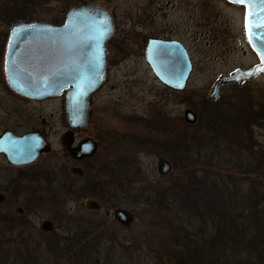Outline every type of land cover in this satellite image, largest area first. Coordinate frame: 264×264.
Masks as SVG:
<instances>
[{
	"label": "rangeland",
	"instance_id": "374dc122",
	"mask_svg": "<svg viewBox=\"0 0 264 264\" xmlns=\"http://www.w3.org/2000/svg\"><path fill=\"white\" fill-rule=\"evenodd\" d=\"M14 2L17 7L9 4L4 8L0 5L1 84L4 82L2 53L11 25L34 21L60 26L64 22L67 10L84 5L101 8L111 17L114 34L106 42L109 56L106 59L105 81L91 97L93 122L80 137L88 132L98 139L101 147L103 144L108 149L105 157L102 158V155L98 157V165L102 167V171L107 170L106 163H110L109 169L115 170L116 165L113 161L117 160L120 147L126 152L125 158L131 169L142 177L149 178L153 190L164 193L171 186L186 193L185 202L180 209L177 208L179 212L167 206L168 197L164 195L158 206L151 208V213L141 219H151L152 247L163 243L169 249L171 248L169 240L172 241L173 236L167 234V227L172 225V220L181 218L183 221L181 224L188 227L187 246L194 249V254L197 255L187 253L183 260H171L167 258L168 255L163 254L160 257V252L156 249L154 250L156 256L151 260L140 259L138 264H182V261L196 264L195 260H200L199 264H210L204 258L213 255L215 259L218 256L224 258L226 255L242 259L241 261L245 259V264L259 263L252 254L259 257L261 255L264 260V121L258 122L261 116L264 117V76L246 82L242 88L230 85L235 88L222 89L218 102L215 101L214 104L211 102L210 105L201 108L210 94L212 85L219 77L228 76L236 69H250L258 62L245 40L241 9L229 6L223 0H14ZM151 37L178 40L186 49L192 64V72L183 91L175 92L162 86L145 63L144 46L146 40ZM1 84L0 110L10 105L13 112L17 109L24 110L22 120L28 124L33 126L39 124L41 127L45 125V132L52 143L54 159L58 162L59 156L55 152L60 151L58 139L65 130L62 126L65 123L62 100L29 103L13 97V94L8 97ZM246 93L252 95V105L257 104V110H253V124L257 125L256 128L247 126L248 110L244 111L245 124L241 122L236 127H229L218 120L216 123H210V126L206 124V112L218 108H221L220 111H226V105H231L235 101L238 103L243 97L246 100L248 98ZM186 109L197 114L195 126H185L182 115ZM150 115L151 150L141 144L137 145L134 139L141 137L139 134L144 135L141 125H138L139 119H148ZM18 117L17 115L13 117L12 122L20 123L22 128L24 123L21 124ZM133 118H136L134 122ZM163 126L168 127L169 136L163 131L153 130ZM122 134L126 135V138L129 134L134 139L135 146L133 147L131 141H122L125 137H121ZM175 135L182 137L181 143L186 153L182 154L181 161L174 159L177 169L171 175L161 177L157 173L156 161L159 157L168 155L164 141L173 139ZM167 136L169 138L164 140ZM3 166L0 163V180L4 178ZM39 197L44 200L50 198V195L42 193ZM16 202L18 205L14 206L12 215L15 219V209L24 208L23 218L17 220L23 228L14 232L6 231L0 238L2 247L8 251L9 257H15L11 264L14 262V264L63 262L77 264L78 258L68 252V245L63 242L68 230L66 223L68 212L70 213L69 205L63 201L64 207L58 212L55 205L49 206L44 202L39 204L38 197H33L29 192ZM213 214L224 219L223 225H231L236 232L245 230L248 243L240 245L234 241L232 244L233 242L227 239L230 238L227 234L220 235V240L228 242L229 246L223 245L218 238L215 242L217 235L213 236V229L216 225L209 219ZM172 216H175V219L169 222ZM51 218L55 219L54 231L50 234L43 233L40 229L42 221ZM173 224L176 226V222ZM205 243L208 245L203 256L201 248L203 251ZM220 246L226 250L221 251ZM107 247L109 250L110 245ZM230 248L233 249L231 253ZM237 248L240 250L239 253ZM124 259L108 258L106 262L104 260L101 262L132 264L130 259L125 257ZM248 259L250 262H247Z\"/></svg>",
	"mask_w": 264,
	"mask_h": 264
},
{
	"label": "flooded vegetation",
	"instance_id": "af4514ba",
	"mask_svg": "<svg viewBox=\"0 0 264 264\" xmlns=\"http://www.w3.org/2000/svg\"><path fill=\"white\" fill-rule=\"evenodd\" d=\"M241 21L243 22L242 12ZM12 32L13 31H8L2 53V74L4 82L0 84L4 88V91L8 93V97L13 94V97L29 103L30 101L33 103H40L46 100L51 101V99H61L63 102V119L65 122L62 126L65 127V130L58 139L60 151L55 152V154L59 156V158L56 156L58 159L57 162V160L54 159L55 155L52 153V143L49 141L48 135L45 132V125L41 127L39 124H35V126H33L23 121L22 112H24V110L17 109L13 112L12 109H10L9 103V107L0 110V163L4 165L2 169L3 172H5L4 178L0 180V196L2 198L0 202V222L4 221L5 224L9 223L7 224V226H9L8 232L13 227H15L16 230L23 228L22 224H19L17 220L23 218L25 214L24 208L17 207L15 209V219L13 218L12 211L14 206L16 207L18 205L16 202L17 199L29 192L32 193L33 197H38L39 204L44 202L49 206L55 205L58 212L64 207L63 201L69 205L70 213L68 212V223H66L68 230L67 234L63 237V242L67 243V250L71 255L78 259L87 260L89 264H103L101 261L104 260V262H106L108 258L125 260L124 257L130 259L132 264H138V260L140 259L151 260L153 256H156L154 252L156 249L160 252V257L164 254L168 255L167 258L171 260L186 258V249L189 248L192 250V248L187 246L186 239L188 236V227L186 228L187 225L181 224L183 223L181 218L172 220L175 219V216L170 217L169 222L171 220L173 223L176 222V226H173L174 224L172 223L169 228L167 227V234H169L170 237L173 236L172 241L169 240L171 244V248L169 249L163 243L156 247H152L151 232H153V230L151 227L153 226H151V219H141L146 218V215L151 213V208L158 206L159 202L163 200L164 195L168 197L169 204H167V206L170 207V209L173 207L174 210L178 211L177 208L180 209L183 202H185L186 193L171 186L168 187L167 192L164 193L156 192L155 189L153 190V187L151 188V180H148L149 178H144L141 174L131 169V166L127 163V158H125L127 157L125 155L126 152H123L120 147H118V158L116 161H113L116 165L115 170L109 169L110 163H106L108 166L107 170L105 169L106 171H102V167L98 165V157L100 158V155H102V158L105 157L108 153V149L105 148L103 144L101 147L98 139L91 136L88 132H85L84 136L80 137V134L87 129V126H91L93 122L91 120L93 112L91 108V97L100 89L105 78L95 91L86 98L81 120L72 122L69 120L66 111L67 99L74 92V87L72 85L63 88L56 96H47L40 100L30 99L13 90L6 73V58ZM151 40L177 42L183 46L180 41L173 39L166 40L151 37ZM104 53V72L106 74V59L107 56H109L106 44ZM260 76H264V74L258 77ZM228 87L233 86L227 85L219 89V97L216 102L221 99L220 91ZM246 94L248 96L246 99V106L249 112L247 126H254L256 128L257 125L253 124V110H257V104L255 103L252 105V95L250 93ZM216 102L211 103L206 99L201 108ZM186 110L195 114L197 123V114L190 109ZM13 113L19 116L18 120L21 124L24 123L22 128L20 127V123L13 124L12 119L16 116ZM135 119L136 118H133L132 122H134ZM182 119L186 127L196 125V123L193 125L187 124L183 115ZM139 121L138 125H141L144 135L139 134L141 137H136L134 139H136L137 145L141 144L151 150V115L148 119H139ZM263 121L264 117L261 116L258 122L262 123ZM128 128H130V126ZM167 128L168 127L163 126L160 129L155 128L153 130L163 131L165 135L169 136L170 134L167 133ZM67 135L71 141L68 149L63 146V139ZM27 136H30L34 141L39 143H45L48 152L41 153L31 164H11L8 157L11 158L12 154L19 153L20 140ZM122 136L125 137H123V140L119 138L120 140H128L127 142L131 141L133 147L135 146L133 143L135 141L129 134H127V138L126 135L122 134L121 137ZM168 136L164 140L168 139ZM87 141L94 145V152L89 156H81L79 153L82 150V143ZM164 142V147L168 155L159 157L158 159H164L169 163L170 172L166 175H160L157 171L158 175L161 177L171 175L172 172L177 169L175 160L181 161L182 154L186 153V149L181 143V136L175 135L173 139L169 138ZM119 143L121 142L119 141ZM69 151L73 152L77 158L72 156ZM75 151L77 153H75ZM170 155L175 157L172 158ZM42 193L50 195V198L42 200L41 197H39ZM87 202L91 203V207L88 209L85 207ZM184 206H186V203H184ZM118 213H120V216ZM65 218L67 221V216H65ZM45 222L49 225L50 230L48 232L43 231L41 227ZM54 223L55 219L53 218H51V220L42 221L40 225L41 231L46 234L52 233L54 231ZM177 223L179 224L177 225ZM216 241L217 237L215 242ZM215 242L213 241V246ZM107 245H110L109 250ZM207 245V243L204 244L203 251L201 248L202 255L205 249H207ZM165 251H167V253ZM117 264H120V262ZM124 264H129V262H125Z\"/></svg>",
	"mask_w": 264,
	"mask_h": 264
},
{
	"label": "water",
	"instance_id": "95a60500",
	"mask_svg": "<svg viewBox=\"0 0 264 264\" xmlns=\"http://www.w3.org/2000/svg\"><path fill=\"white\" fill-rule=\"evenodd\" d=\"M225 1L241 6L231 0ZM259 10V7L253 8L254 12ZM245 12L244 8V14ZM252 22H256L255 16ZM9 31L13 33L6 71L11 86L25 96L42 99L46 96H56L63 88L72 85L74 92L66 103L67 115L72 122L81 120L86 98L95 91L105 75L104 44L113 36L109 14L84 5L67 10L64 24L61 26L42 22H20L11 25ZM253 31L259 34L264 32V29ZM245 36L260 64L250 70L237 69L231 75L221 76L210 91L207 101L215 102L219 97V89L223 86L241 87L258 74L264 73V62L258 55V51H264V39H257L254 35L253 43L250 44L246 31ZM145 60L162 85L178 92L184 90L192 66L188 53L181 44L149 38L145 42ZM183 118L187 124L196 123L195 114L189 110L184 111ZM70 142L67 135L63 139V146L68 149ZM47 152L45 143H39L27 136L20 140L19 153L8 158L13 165H27L34 162L41 153ZM93 152L92 143H82L79 153L81 156H89ZM69 153L77 158L73 152ZM157 171L160 175L168 174L169 163L158 159ZM85 207L90 208L91 203L87 202ZM118 215L120 216V213ZM41 227L45 232L50 230L47 222Z\"/></svg>",
	"mask_w": 264,
	"mask_h": 264
},
{
	"label": "trees",
	"instance_id": "16d2710c",
	"mask_svg": "<svg viewBox=\"0 0 264 264\" xmlns=\"http://www.w3.org/2000/svg\"><path fill=\"white\" fill-rule=\"evenodd\" d=\"M9 4H13L14 7H17L18 5H16V3L14 2V0H0V5L3 6L4 8L6 6H8ZM20 17V13L18 14ZM24 18V17H22ZM226 111H223L218 108V110H213V111H208L205 113V119H206V124L210 126V123L212 124L213 122L216 123V120L222 121L223 123L227 124L229 127H236L237 125H239L241 122H243L244 124L246 123V113L244 112L245 110L247 111V107H246V100L245 97H243L242 99H239L238 103H236V101L231 104V105H226ZM221 122V123H222ZM212 218L211 219L214 222V225H216V228L214 227L213 229V236L217 235V238L219 241L220 240V235L223 236L224 234H227V238L228 240L231 241L232 244H234V241L238 242L240 245H246L248 242L247 240V233L246 231H240V232H236L235 228H231V225H223L225 220L220 218L218 215H211ZM208 219V220H209ZM9 223H6L4 221L0 222V238H2L5 235V232L8 230L7 226L5 227V225H7ZM3 226V228H1ZM9 227V226H8ZM16 231V228L13 227L11 228L10 232H14ZM17 235H19L17 233ZM233 240V241H232ZM223 245L229 246V243L225 241H221ZM2 242H0V264H11L12 260L15 257H9L10 255L8 254V251L5 250L3 247ZM245 247V246H244ZM221 251H224L226 249H224L222 246H220ZM235 248V247H234ZM232 248L229 249V252H232ZM187 253L189 255H196L194 254V249L190 250V249H186ZM235 251V249H234ZM233 251V252H234ZM238 253L240 252V250L237 248ZM206 252V251H204ZM204 252H203V256H204ZM202 255V254H201ZM16 256L18 257L19 255ZM197 256V255H196ZM253 257H255L256 259H258V264H263L264 260H263V256L260 255L256 256L255 254H252ZM187 257V256H186ZM195 258V257H194ZM205 261L209 262L210 264H221V260H223V264H245V261H241L242 259H234L231 258V256L226 255L224 258L218 256L217 259H215L214 255L213 257H207L205 256ZM79 260V261H78ZM183 260V259H181ZM180 262V261H179ZM196 264L200 263V260H195ZM247 262H250V260L248 259ZM15 263V262H14ZM13 263V264H14ZM61 264H65V262L61 263ZM74 264V263H71ZM77 264H89L87 260H82V259H77ZM182 264H189L185 261H182Z\"/></svg>",
	"mask_w": 264,
	"mask_h": 264
},
{
	"label": "snow or ice",
	"instance_id": "6c2138e0",
	"mask_svg": "<svg viewBox=\"0 0 264 264\" xmlns=\"http://www.w3.org/2000/svg\"><path fill=\"white\" fill-rule=\"evenodd\" d=\"M231 2L238 3L246 9L245 12V31L248 36L249 43H253V36L257 39H264V32L255 33L254 29H264V0H231ZM259 7V12H254L253 8ZM256 17V22H252V18ZM255 47V45H254ZM264 62V51H258Z\"/></svg>",
	"mask_w": 264,
	"mask_h": 264
}]
</instances>
